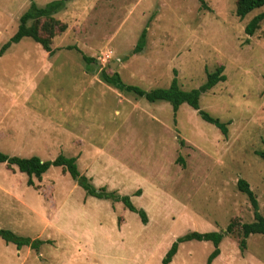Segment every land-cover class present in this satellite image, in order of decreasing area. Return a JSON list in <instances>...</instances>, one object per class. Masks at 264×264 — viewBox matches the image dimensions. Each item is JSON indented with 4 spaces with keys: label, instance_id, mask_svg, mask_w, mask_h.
<instances>
[{
    "label": "rangeland",
    "instance_id": "rangeland-1",
    "mask_svg": "<svg viewBox=\"0 0 264 264\" xmlns=\"http://www.w3.org/2000/svg\"><path fill=\"white\" fill-rule=\"evenodd\" d=\"M52 1L0 0V49L32 2ZM237 1L205 0V8L200 0H70L53 18L28 22L52 55L25 37L0 56V152L77 156L96 187L130 196L149 219L87 195L62 167L30 186L27 174L0 163V227L46 238L47 225L57 234L59 247L34 251V264H163L179 236L232 222L213 264H264V234L240 249L241 225L255 215L238 188L239 179L249 182L264 216V160L256 154L264 150V20L253 35L245 31L264 6L241 19ZM146 28V46L135 52ZM83 54L95 60L87 65ZM222 65L227 80L200 105L228 123L227 136L188 104L175 114L167 101L102 79V71L118 72L126 84L152 90L176 76L191 90ZM213 249L211 241L184 242L171 264H207Z\"/></svg>",
    "mask_w": 264,
    "mask_h": 264
},
{
    "label": "trees",
    "instance_id": "trees-1",
    "mask_svg": "<svg viewBox=\"0 0 264 264\" xmlns=\"http://www.w3.org/2000/svg\"><path fill=\"white\" fill-rule=\"evenodd\" d=\"M70 0H54L44 7L38 6L36 2H32L29 9L22 15L20 19V25L17 32L7 41L0 49V56L4 54L13 44L21 42L25 37H30L34 41L40 43L46 51L51 55L54 53V49L50 46V41L40 35L37 26L28 25L30 20L48 19L53 18V15L62 10L66 3ZM202 5L207 8L205 0H200ZM264 6V0H238L236 14L244 19L252 11ZM264 20V13L256 15L246 26L245 31L248 35H253L259 28L260 22ZM147 28L142 31V34L135 47V52L143 51L147 43ZM69 48H76L70 46ZM83 59L87 65H90L95 59L93 57L83 54ZM91 67H89L90 69ZM225 67L222 65L213 72H207L206 81L197 88L191 90L183 89L178 78L175 76L169 87L155 88L152 90H146L137 85L126 84L118 72L109 75L106 71H102V79L104 82L111 84L121 91L131 92L139 97H143L150 102H156L164 100L172 104L174 113L177 114L183 104H188L207 122L217 126L224 135H228V123L221 121L219 118L214 117L206 110H203L200 105V99L203 94L213 89L218 83L227 80V75L224 74ZM256 154L264 160V150H257ZM0 163H6L8 166H16L20 172L27 174L28 185L34 186V179L41 180L43 175L49 171L52 167H62L70 176L82 186L87 195L93 196L99 199H110L114 202L121 201L125 206L133 212L139 214L143 223L147 224L148 214L145 209L138 208L132 202L130 196L121 195L116 191H109L106 186L100 188L96 187L91 178L83 174L78 166L77 156H66L65 154H59L55 159L43 160L37 155L30 157L12 156L4 152H0ZM238 188L246 193L251 201L254 209L255 220L252 222H245L241 225L243 238L240 242V249L244 251L247 247V238L252 234H264V216L260 212L258 199L250 187L247 180L241 178L238 181ZM142 194L141 190L135 192L136 196ZM235 223L232 222L223 231H190L184 235L179 236L176 241L173 242L171 248L163 258V264H170L173 258L178 253L180 245L187 241L199 240V241H211L214 245V249L208 257L207 264H213L215 259L221 254V242L223 239L231 234L235 228ZM0 236L6 242H12L17 245L18 248H22L25 245L38 249L44 242H51L50 240L44 241L41 239H32L31 237L22 236L16 234L11 229L0 228Z\"/></svg>",
    "mask_w": 264,
    "mask_h": 264
},
{
    "label": "crops",
    "instance_id": "crops-1",
    "mask_svg": "<svg viewBox=\"0 0 264 264\" xmlns=\"http://www.w3.org/2000/svg\"><path fill=\"white\" fill-rule=\"evenodd\" d=\"M133 196H135V195H133ZM51 220H52V218L46 220L47 221L46 224H49V222L51 223ZM6 229H9V228H6ZM45 231H48V236L46 238H40V237L32 238L31 237L32 239H41L44 241H48V240L51 241L50 243L44 242L38 249H33L32 247H30L28 245H25L22 248H18L15 243H12V242L8 243L0 236V264H28L29 262L34 264V260H33L34 256H35L34 251L40 252L42 250V247H44L46 245H48V246L50 245L51 247H57V246L59 247L58 242H56L57 246L53 245L54 244V238L57 239V237H55V236H57L56 232L54 230L50 231L49 229H47V225H45ZM16 234H18V233H16ZM67 234H68V232H67ZM18 235H20V234H18ZM53 235H54V237H52ZM27 237H30V236H27ZM179 250H180V248H179ZM179 250H178V252H179ZM176 255H175V257H176ZM175 257L173 258V261H174ZM40 258L45 259V256L40 254Z\"/></svg>",
    "mask_w": 264,
    "mask_h": 264
}]
</instances>
